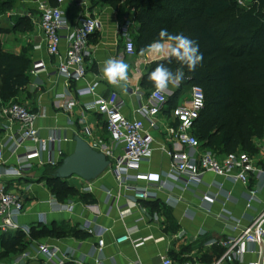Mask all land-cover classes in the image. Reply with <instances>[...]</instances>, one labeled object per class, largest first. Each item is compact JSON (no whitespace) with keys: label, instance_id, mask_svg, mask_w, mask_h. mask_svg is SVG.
Returning a JSON list of instances; mask_svg holds the SVG:
<instances>
[{"label":"crops","instance_id":"1","mask_svg":"<svg viewBox=\"0 0 264 264\" xmlns=\"http://www.w3.org/2000/svg\"><path fill=\"white\" fill-rule=\"evenodd\" d=\"M24 1L30 8L29 1L36 0ZM39 1L50 4L49 0ZM92 7L90 10L100 20L101 28L90 40L88 74L79 84H70L62 77L49 78L46 74L33 77L30 74L32 64L37 58L44 57L50 61L51 68L55 65V60L47 56L43 35L34 27L30 32H17L21 40H25L22 44L16 42L14 47H8L10 40L8 39L7 44L3 41L5 52L20 55L25 51L26 57L30 60L29 84L9 99L28 106L38 117L37 124L42 136H47L53 129L58 130L62 139L60 161L64 156L73 153L75 136L81 137L91 146L107 137L108 143H103L104 147L107 149L114 147L107 131L105 117L89 108L95 97L81 98L77 95L79 89L97 85L96 98L107 97L110 93L116 92L125 102L121 111L123 115L130 119L140 118L136 110L152 104L150 100L152 89L145 90L141 87L143 77L153 62L169 58L148 51L141 55H129L126 43L119 34V28L132 15L126 14L124 21L114 10L103 7L101 3H96ZM64 9L70 23H74L79 11L67 5ZM21 18H25L24 13ZM40 45H43V49L37 51ZM66 50L67 46L63 44L61 52L65 54ZM108 58L122 59L130 66L129 79L122 87L111 86L103 79L100 69ZM190 90V85L181 83L178 86L169 85L164 91L169 98V104L164 114L157 119L158 128L152 129L150 123L146 121V129L154 137L156 151L153 158L142 165L141 172L165 176L173 170L175 161L161 150V147L177 154L184 152L192 156L197 154L196 151H189L172 141L166 133L165 117L169 116L174 107L189 104ZM77 99L79 105L73 109L61 108L62 105ZM0 101L6 100L0 96ZM9 104L0 103V109ZM7 135L8 131L0 130V145ZM252 143L254 151L250 156L258 167L264 169V153L261 151L264 136L254 137ZM119 153H121L119 149L115 151V155ZM6 159L8 166L16 164L9 154L6 155ZM48 167L41 166L35 161L33 171L29 175L10 183L11 188L18 191L25 200L26 213L20 222L31 227L34 233L45 228L48 234L45 236L37 234L36 237L30 238L24 236L23 244L26 250L15 254L8 253L4 242H9L10 237L22 233L10 234L5 239L0 235L2 262H12L24 253H29L31 257L22 264H45L44 258L36 255V246L50 243L59 245L63 250L72 249L76 257L86 264H163L165 258L175 263L188 260L195 264H218L226 253L222 243L239 234V231L233 229L234 225L239 223L241 229L246 228L264 211V180L252 176L248 186H244L232 178L206 173L198 184H190L187 187L183 180L170 183L169 189L158 191V187L153 186L157 190L156 200L141 202L143 210L130 206L125 217H121V212L124 211L122 207L134 200L133 193L117 183L111 170H107L92 182L91 193L83 191L88 182L76 176L66 180L80 194L62 201L53 195L44 179ZM138 185L142 186L144 183ZM56 202L74 203V213L57 210L54 205ZM41 215H45L44 222L41 221ZM87 222L92 223L94 227L108 229L105 237L106 246L102 253L95 251L98 239L84 230ZM130 229L133 230L131 241L117 244L116 240L125 236ZM141 241H144V245L135 247ZM251 248L253 251L254 247ZM256 260V254L248 253L241 260L227 259L220 264H251Z\"/></svg>","mask_w":264,"mask_h":264},{"label":"built area","instance_id":"2","mask_svg":"<svg viewBox=\"0 0 264 264\" xmlns=\"http://www.w3.org/2000/svg\"><path fill=\"white\" fill-rule=\"evenodd\" d=\"M101 1L56 0V6H52L46 1L36 0V15L25 14L24 17L28 18L32 26L43 35L47 56L55 60V65L51 68L50 61L44 57L37 58L30 71L33 77L42 74H46L49 78L62 77L70 84H79L85 80L88 74L87 62L91 56L89 43L101 28L100 20L90 9ZM238 3L240 6H246L243 1H238ZM256 3L258 4V1ZM66 5L79 11L74 23H70L66 16L64 9ZM137 29L133 15L119 28V34L126 43L127 53L131 56L135 55L133 39ZM63 44L67 46L65 54L61 52ZM42 49L43 45H40L36 50ZM96 93L97 85L77 91V95L81 98L95 97L89 108L105 117L107 131L114 145L112 149H107L102 142H99L92 147L107 156L111 162L108 170H111L117 183L133 193L134 200L122 207L124 211L121 212V217H125L130 206L143 210L140 203L156 200L157 190L169 189L170 183L183 180L186 182V187L190 184H198L206 173L232 178L244 186H248L252 176L264 180V169L258 167L248 153L237 151L219 156L202 148L195 134L197 122L205 108V92L200 86H191L189 104L174 107L169 116L165 117L168 137L189 151H196L197 154L195 156L188 152L177 154L161 147L160 149L175 161L173 170L165 176L143 173L140 169L144 163L153 158L156 151L155 140L146 129V121L150 123L152 129L158 128L157 119L164 114L169 104L167 94L164 91L152 90L150 94L152 104L136 110L140 118L130 119L121 112L125 102L118 93L112 92L107 97L97 98ZM78 105L77 99L67 105H62L61 108L71 110ZM37 121L38 117L31 112L29 107L20 103H11L0 109V130L8 131V135L0 145L1 236L22 233L26 238H30L32 232L31 227L20 222L26 213L24 197L12 189L10 183L22 180L29 175L33 171L35 161H38L41 166L52 168L58 167L60 163L62 139L58 130L53 129L47 136H42ZM118 149L121 153L115 155ZM261 151L264 153V144ZM7 154L16 161L15 165H7ZM138 183H144V185L139 186ZM153 186H157V190ZM83 191L91 193L92 183H88ZM108 195L111 194L108 193ZM54 205L59 211H66L70 214L75 211V204L72 202L65 204L56 202ZM41 216V221L44 222L45 215ZM233 229L239 231V234L222 243L226 248V253L218 264L227 259L241 260L248 253L257 255V260L251 264H264V211L248 227L241 229L240 224L236 223ZM84 230L98 239L95 251L102 253L106 246L105 237L108 229L94 227L92 223L87 222ZM132 234L133 230H128L125 236L116 240V243L131 241ZM142 245L144 241L137 243L135 247ZM251 247H254L253 251ZM36 255L42 256L45 264H86L76 257L75 251L63 250L56 244H38ZM30 257L29 253H24L12 262L0 261V264H22ZM163 264L194 263L192 261L175 263L165 258Z\"/></svg>","mask_w":264,"mask_h":264},{"label":"trees","instance_id":"3","mask_svg":"<svg viewBox=\"0 0 264 264\" xmlns=\"http://www.w3.org/2000/svg\"><path fill=\"white\" fill-rule=\"evenodd\" d=\"M10 1L1 3L0 15L13 9ZM49 2L56 6V0ZM126 8L127 15L135 11L133 16L138 29L133 42L136 55L147 52V46L159 39L161 29H167L173 35L186 33L199 44L203 62L194 72L183 67L185 76L181 84L197 85L205 92V108L195 131L202 148L219 156L254 151L253 138L264 136V0L258 1L251 13L245 12L237 0H127ZM15 30L30 32L33 26L28 18H21L15 24ZM161 63L173 71L181 67L175 58H171L170 63L169 58L153 62L143 77L142 89H155L147 77ZM29 68L30 60L25 51L20 55L5 52L0 38L3 99L13 97L29 84ZM255 104L259 105L260 114L255 112ZM205 121H209L210 126L206 133H201V124ZM64 158L58 167H48L44 173L53 195L62 201L80 194L67 181L56 177ZM37 234L45 236L48 232L45 228L38 233L32 230L31 236ZM24 238L23 234H18L4 242L8 253L25 251ZM184 261L188 260L177 263Z\"/></svg>","mask_w":264,"mask_h":264},{"label":"clouds","instance_id":"4","mask_svg":"<svg viewBox=\"0 0 264 264\" xmlns=\"http://www.w3.org/2000/svg\"><path fill=\"white\" fill-rule=\"evenodd\" d=\"M159 39L147 46V51L175 58L181 67L173 71L170 67L161 63L148 74V81L152 83L157 92L167 90L169 85L178 86L184 79L183 67L189 72H194L196 67L203 62V53L199 51V44L185 36L183 33L170 34L167 29H161ZM129 65L119 58H108L100 69L103 79L111 86L122 87L129 79ZM91 106V105H90Z\"/></svg>","mask_w":264,"mask_h":264},{"label":"rangeland","instance_id":"5","mask_svg":"<svg viewBox=\"0 0 264 264\" xmlns=\"http://www.w3.org/2000/svg\"><path fill=\"white\" fill-rule=\"evenodd\" d=\"M4 0H0V5L3 3ZM126 1L127 0H102L101 4L103 7L111 8L114 10L122 20L125 21V15L129 14L128 10L126 8ZM237 1H243L246 6H241L245 12L251 13L253 12L256 8L254 5H258L256 2L261 1V0H237ZM13 5V9L10 12L4 13V15H0V30L2 31L1 33V40H2V47L3 46V41L8 43V47L12 46L14 47V44L19 42V44H22L25 42V40H21V36L17 31L15 30V24L19 19H21V15L24 13L25 14H32L36 15V1H29L31 4L30 8L29 6L26 5V1L24 0H12L10 1ZM2 6H0V9ZM133 11H131L130 15H133ZM250 17V16H248ZM185 36L189 37L186 33H184ZM9 37V38H7ZM9 39V40H8ZM6 43V44H7ZM11 44V45H10ZM27 42L24 44L26 45ZM6 47V46H5ZM16 47V46H15ZM4 49V48H3ZM134 56V55H133ZM0 96L1 92H0ZM14 101V102H13ZM0 103H5V104H11V103H19L17 100H12V99H7L6 101H0ZM254 110L258 114L261 113V109L259 108L258 104L254 105ZM210 123L209 121H205L201 124V133H206V131L209 129ZM105 140L101 141L102 143H108V138L105 137ZM244 152L251 153L248 150H245ZM74 182L75 180H71ZM68 228V227H66ZM194 263V262H193ZM195 264V263H194Z\"/></svg>","mask_w":264,"mask_h":264},{"label":"water","instance_id":"6","mask_svg":"<svg viewBox=\"0 0 264 264\" xmlns=\"http://www.w3.org/2000/svg\"><path fill=\"white\" fill-rule=\"evenodd\" d=\"M74 141V151L64 158L56 177L66 181L76 176L92 183L109 169L111 162L103 152L94 149L81 137L75 136Z\"/></svg>","mask_w":264,"mask_h":264}]
</instances>
